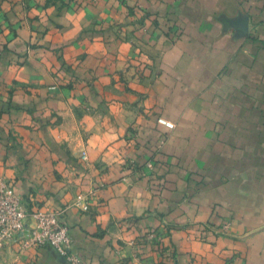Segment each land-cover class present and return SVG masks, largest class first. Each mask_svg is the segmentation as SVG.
<instances>
[{
	"label": "crops",
	"instance_id": "crops-1",
	"mask_svg": "<svg viewBox=\"0 0 264 264\" xmlns=\"http://www.w3.org/2000/svg\"><path fill=\"white\" fill-rule=\"evenodd\" d=\"M0 176L90 264H264V0H0Z\"/></svg>",
	"mask_w": 264,
	"mask_h": 264
},
{
	"label": "built area",
	"instance_id": "built-area-1",
	"mask_svg": "<svg viewBox=\"0 0 264 264\" xmlns=\"http://www.w3.org/2000/svg\"><path fill=\"white\" fill-rule=\"evenodd\" d=\"M158 123L173 128V122L158 117ZM81 157L86 159V153ZM152 167L151 163L147 164ZM82 210H88L86 202L79 200ZM60 211L35 208L28 210L16 193L12 183L0 176V256L5 247L18 243L22 249L32 246H51L67 264H90L73 248L68 226L59 219ZM31 220V224L29 223ZM229 223L222 226L228 230Z\"/></svg>",
	"mask_w": 264,
	"mask_h": 264
},
{
	"label": "rangeland",
	"instance_id": "rangeland-1",
	"mask_svg": "<svg viewBox=\"0 0 264 264\" xmlns=\"http://www.w3.org/2000/svg\"><path fill=\"white\" fill-rule=\"evenodd\" d=\"M84 197L85 196H82V194H78L76 199H75L76 201H74L73 205L78 206L80 209H82L81 206H80L81 204H79V200L86 202V199Z\"/></svg>",
	"mask_w": 264,
	"mask_h": 264
}]
</instances>
